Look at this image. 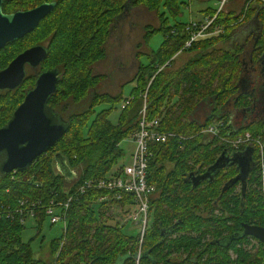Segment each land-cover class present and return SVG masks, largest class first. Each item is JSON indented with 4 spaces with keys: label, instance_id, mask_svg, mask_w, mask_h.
<instances>
[{
    "label": "trees",
    "instance_id": "obj_1",
    "mask_svg": "<svg viewBox=\"0 0 264 264\" xmlns=\"http://www.w3.org/2000/svg\"><path fill=\"white\" fill-rule=\"evenodd\" d=\"M41 1L4 0L3 10L27 9ZM56 1L37 28L0 49L1 70L24 48L46 43L42 66L57 68L60 74L48 105L69 123L63 136L28 167L8 173L0 170V211L12 213V217L0 216V264H183L187 259H178L183 253L198 259L189 264H232L229 249L239 252L242 262H252L246 258V248H236L239 243H248L243 239L245 235L234 237L242 234L244 222L264 226L257 148L248 145L253 147L255 164L245 189L240 180L230 182L240 172L235 164L214 170L196 184L192 175L204 172L223 151L233 153L247 148L234 149L221 137L229 140L246 132L264 137L262 1L244 0L239 11L228 8L217 12V8L205 7L204 18L214 16L209 28L219 26L220 32L196 39L188 46L187 26L194 19H178L182 2L177 0ZM137 6L155 13L159 22L157 27L144 26L140 42L146 45L156 32L161 33V41L146 53L147 62L137 61L136 72L125 83L133 84L127 97H122L121 88L115 94L96 93L94 88L101 76L94 73V64L105 56L111 27L121 13ZM253 18L259 30L248 37L245 46L235 51L216 47L219 40L230 37ZM182 52L189 54L188 58L172 70L175 55ZM248 65L256 71L254 80ZM34 82L31 76L12 90H0V127L7 123ZM122 98L124 106L113 124L109 115L114 103ZM83 101L87 106L76 112L74 107ZM103 101L110 105L96 110L94 106ZM144 103L149 118L159 117L162 131L185 138L180 142L177 137L170 138L150 147L153 156L148 182L155 185L156 193L150 200V222L143 234L139 259L138 233L128 234L118 222L103 219L112 204L127 207V213L131 196L123 194L117 200L111 198L113 191L93 188L71 202L65 232L50 239L51 254H56L53 262L37 257L31 245L35 236L27 240L22 237L25 224L20 220L28 216L29 203L40 201L32 218L39 230L46 217L43 208L51 199L64 200L84 180L107 175L123 155L119 143L136 130ZM212 123H219L218 137L202 133ZM256 126L261 127L253 129ZM55 154L60 157L55 159ZM101 196L107 200H99ZM20 207L21 212L15 211ZM60 236L64 242L61 247ZM260 244L255 264L264 262V243ZM119 256L123 260L117 263Z\"/></svg>",
    "mask_w": 264,
    "mask_h": 264
},
{
    "label": "water",
    "instance_id": "obj_2",
    "mask_svg": "<svg viewBox=\"0 0 264 264\" xmlns=\"http://www.w3.org/2000/svg\"><path fill=\"white\" fill-rule=\"evenodd\" d=\"M2 2L3 0H0V49L6 43L22 38L33 31L40 20L56 5V1L53 0L42 2L31 9H17L5 13L2 11ZM46 55V47L41 44L33 45L17 54L6 67L0 70V90H11L17 87L24 78L25 64L38 65L46 58ZM58 80L57 68L41 71L36 76L34 86L26 91L10 119L0 127V170L3 173L28 167L34 158L52 147L68 129V121L55 114L48 105V99L56 91ZM251 147L247 146L241 152L223 151L204 172L192 176V179L196 181L194 184L210 177L212 172L220 167L235 164L237 168H240V172L230 182L240 180L245 189L247 177L255 164L252 158L253 147ZM58 157H60L59 154H55L54 158ZM63 163L61 159L59 165L62 166ZM243 226V235L253 236L264 243V226L250 223H244Z\"/></svg>",
    "mask_w": 264,
    "mask_h": 264
},
{
    "label": "rangeland",
    "instance_id": "obj_3",
    "mask_svg": "<svg viewBox=\"0 0 264 264\" xmlns=\"http://www.w3.org/2000/svg\"><path fill=\"white\" fill-rule=\"evenodd\" d=\"M221 1L222 0H177V3L182 2L181 4H179L181 14L178 19L181 21H188L189 19L203 20L204 16L206 15V12L203 11V9L205 7L207 8V6L218 9ZM228 8H230L229 0H225V3L221 10L227 11ZM170 23H172V20L170 21ZM147 24L157 27L159 22L155 13L149 12L143 6L129 8L124 13L123 17L118 20L114 28H112V32L107 40V57L98 64L94 65L95 72H98L103 76L105 74L107 75V77H105V79L94 89H96L97 91L106 90L110 94L117 93L123 83L125 84L126 82H129V80H131L132 76L136 72L138 62L145 63L148 61L146 55L149 53L150 49H156L158 47L161 41V33L156 32L155 35H152L146 45L145 43L140 42L143 35V28ZM138 42H140V45H137ZM222 46L228 47V44H224ZM138 52H141L143 54H139ZM137 54H139L138 58L136 56ZM188 55H186V57H181L178 62L174 63L172 65V70L181 67L184 61H186V59L188 58ZM256 78L257 77L253 76L252 80ZM132 85V83L122 85L121 92L123 98L129 95L130 90L133 87ZM135 91H137V89H135ZM123 98L121 101L114 103L115 108L109 115V120L113 124L117 122L118 115L122 107L124 106ZM87 104L88 103H83L79 108L75 107L74 109L77 112L79 110H82V108L87 106ZM109 105V101H103L96 104L94 108L96 110H100L102 108L108 107ZM131 108L132 105L129 109ZM260 127L256 126L253 129L259 130ZM219 141L220 139L217 138V142ZM119 147L123 150V155L122 157L117 158L109 173H111L117 166H120L121 164H127L130 161V152L134 147V142L131 136L128 135L127 137H124V139L119 143ZM123 207L114 204L108 206L103 219H109L110 223L118 222L119 225H122L123 231L128 234H137L140 231L138 226L132 224L131 221L126 220V213H124V210L127 207ZM24 224L25 229L22 232L23 240H27L28 238L35 236V238L32 240L31 245L35 251L36 256L52 263V258H54L56 254H51L50 239L53 237H57L62 233V223L57 222L51 224L49 218L45 217L39 230L35 227L32 218H27ZM62 244H64V242L60 236L59 247H61ZM122 260L123 256H119L117 258V263L122 262Z\"/></svg>",
    "mask_w": 264,
    "mask_h": 264
},
{
    "label": "built area",
    "instance_id": "obj_4",
    "mask_svg": "<svg viewBox=\"0 0 264 264\" xmlns=\"http://www.w3.org/2000/svg\"><path fill=\"white\" fill-rule=\"evenodd\" d=\"M264 4V0H261ZM225 3V0L220 2L217 12L221 10ZM247 8V7H246ZM213 17H205L201 22L196 20H190L187 29L190 31V37L186 41L185 46L191 44L192 41L211 36L220 32L219 26H214L213 29L209 27L213 23ZM159 117L149 118L146 113L145 103L139 111L137 119V128L131 134V138L134 142V148L130 155V161L127 164L117 166L111 173L96 178L84 180L79 187L76 188V192L66 196L64 200L51 199L43 208V212L46 217L49 218L51 224L60 222L62 223V233L66 230V211L68 210L72 201L78 198V195L83 193L88 188L113 191L111 198L120 200L123 194L131 196V203L126 213V220L131 221L132 224L138 226L139 232V249L143 238V226L142 224L146 220V215L149 212L150 200L156 193V187L154 184L148 182V166L153 154L150 147L153 143L165 142L170 138L177 137L178 142L182 141L185 136L176 134L175 132L162 131L160 129ZM218 125L219 123H212L202 130V133L212 137H218ZM221 140L227 142V144L234 148L239 149L241 146L252 145L258 150V165H259V177L261 180V191L264 195V137L254 136L250 132L237 135L232 139H225L221 137ZM99 200H107V197L101 196ZM23 204V201H20ZM36 206H40V201H33L29 203V209L27 210L28 216L20 220L21 223H25L27 218H33ZM124 208V207H123ZM22 208H18L15 211L21 212ZM11 212L7 209L0 211V216L12 217ZM137 254V257H138Z\"/></svg>",
    "mask_w": 264,
    "mask_h": 264
},
{
    "label": "flooded vegetation",
    "instance_id": "obj_5",
    "mask_svg": "<svg viewBox=\"0 0 264 264\" xmlns=\"http://www.w3.org/2000/svg\"><path fill=\"white\" fill-rule=\"evenodd\" d=\"M50 1H53V0H42L41 2H39V3H37V4H35L34 6H30L29 8H27V9H31V8H33V7H35V6H37L38 4H40V3H42V2H50ZM54 1H56V0H54ZM3 2H4V0H3ZM3 2H2V11L3 12H5V13H10V12H13V11H15V10H17V9H15V10H13V11H10V12H6L5 10H3ZM56 3H57V1H56ZM56 6V5H55ZM27 9H20V10H27ZM54 9V8H53ZM52 9V10H53ZM51 10V11H52ZM50 11V12H51ZM49 12V13H50ZM124 13L125 12H123V13H121L120 14V16L117 18V20L114 22V24H113V26L111 27V30H110V33H109V36H110V34H111V32H112V28H114V26H115V24L118 22V20H120L122 17H123V15H124ZM48 15V14H47ZM47 15L45 16V17H47ZM44 17V18H45ZM44 18H42L41 20H40V22L44 19ZM40 22H39V24H40ZM38 24V25H39ZM38 25H37V27H38ZM36 27V28H37ZM258 27H257V31H258ZM256 31V32H257ZM109 36H108V38H109ZM39 44H41V45H43V46H45L46 47V43L45 42H42V43H39ZM107 41H106V43H105V56L101 59V60H99L97 63H95V64H98L99 62H101L102 60H104L106 57H107V51H108V49H107ZM35 45H37V44H35ZM33 46V45H32ZM29 47H31V46H29ZM29 47H26V48H24V50L25 49H27V48H29ZM23 51V50H22ZM21 51V52H22ZM20 53V52H19ZM18 53V54H19ZM17 55V54H16ZM16 55L15 56H13V58L14 57H16ZM13 58H11V60L13 59ZM10 60V61H11ZM136 60H137V58H136ZM9 61V62H10ZM44 61V60H43ZM42 61V62H43ZM8 62V63H9ZM42 62H40V64H38V65H35V66H31L30 64H28V63H26L25 64V66H24V72H25V74H24V78H23V80H22V82L20 83V84H22V83H24V82H26V80H27V82L31 79V76H33V79H34V77H35V79H36V76L41 72V71H44V70H47V68H44L43 66H42ZM94 64V65H95ZM250 68H251V71L254 69V67H252V66H249ZM51 69V68H50ZM255 70H253V75L255 76ZM94 73H96V74H98V75H100L101 76V80L99 81V83L98 84H100L104 79H105V77H107V75H105L104 74V76L102 75V74H100V73H98V72H95V70H94ZM59 74V73H58ZM59 76H60V74H59ZM35 83V82H34ZM19 84V85H20ZM58 84V83H57ZM98 84H97V86H98ZM18 85V86H19ZM34 86V85H33ZM32 86V87H33ZM96 86V87H97ZM31 87V88H32ZM122 87V85L120 86V88ZM16 88V87H15ZM30 88V89H31ZM8 90V89H7ZM12 90V89H11ZM94 92H96V93H108V91H97L96 89H95V91ZM254 92H257V90L255 89V91ZM87 102V101H86ZM85 101H83L82 103H80V104H77L75 107L76 108H79L80 106H81V104H83V103H86ZM74 107V108H75ZM72 110V109H71ZM202 172H200V173H196V174H194V175H192V176H197V175H199V174H201ZM245 223V222H244ZM244 223H243V225H244ZM250 224H256V223H250ZM258 225V224H257ZM243 232H244V226H243V231L241 232L242 234H240V235H236V237H234L235 239H239V238H241V237H243L244 235H243ZM247 238H248V240H247ZM244 239V241H247L248 242V244H241V243H239V244H237L236 245V248H241V247H244V249L246 248V250L248 251V252H246V258L248 259V260H251L252 262H249V261H245L246 262V264H255L254 262H255V259H256V257H257V253H258V248H259V246H261V244H260V240H258L257 238H255V237H253V236H247V235H245V237L243 238ZM243 239H240V240H243ZM263 243V242H262ZM230 253V254H229ZM228 254H229V257H230V255H231V259H233L234 260V262L232 263V264H245V262H242V260L244 259H241L240 258V256H239V252H235V251H233L232 249H229V251H228ZM139 257H140V252H139V254H138V259H139ZM138 259H137V261H138ZM179 260H183V259H187V262H185V263H183V264H189V262L190 263H194L195 261L197 262L198 261V259H196V257H193V256H188V254L187 253H183V254H181L180 255V258H178ZM204 259H206V256L202 259L201 258V261L202 260H204ZM239 260H241L240 262H239ZM205 261V260H204ZM195 262V263H196ZM264 262H262L261 264H263Z\"/></svg>",
    "mask_w": 264,
    "mask_h": 264
},
{
    "label": "crops",
    "instance_id": "obj_6",
    "mask_svg": "<svg viewBox=\"0 0 264 264\" xmlns=\"http://www.w3.org/2000/svg\"><path fill=\"white\" fill-rule=\"evenodd\" d=\"M243 2H244V0H229L230 10L235 9V11H239L243 6ZM253 19L246 21L244 25H242L239 28H236L235 31L230 35V37L225 36L223 40H219L216 44V47L219 49L235 51V50H237V48H241L242 46H245L244 44L247 42L248 37L253 32L257 31L256 30L257 27L259 28L257 20L255 18H253ZM224 44H228V47H223L222 45H224ZM186 55H188V54L185 52H182V53L175 55L176 57H175L173 64L178 62L181 57H186ZM129 136H131V135H129ZM132 151H133V149H132ZM132 151L130 152V155H131ZM117 206H119V205H117Z\"/></svg>",
    "mask_w": 264,
    "mask_h": 264
},
{
    "label": "bare ground",
    "instance_id": "obj_7",
    "mask_svg": "<svg viewBox=\"0 0 264 264\" xmlns=\"http://www.w3.org/2000/svg\"><path fill=\"white\" fill-rule=\"evenodd\" d=\"M218 135V134H217ZM193 182H196V181H193ZM149 219H150V215H149V212L147 213V215H146V220H145V222L142 224V226H143V232H145V229H146V227H147V224L149 223Z\"/></svg>",
    "mask_w": 264,
    "mask_h": 264
}]
</instances>
